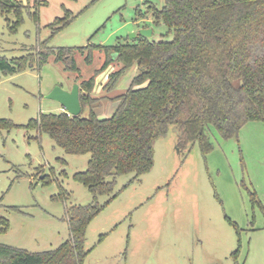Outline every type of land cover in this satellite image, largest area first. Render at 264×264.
I'll use <instances>...</instances> for the list:
<instances>
[{
    "label": "rangeland",
    "instance_id": "rangeland-1",
    "mask_svg": "<svg viewBox=\"0 0 264 264\" xmlns=\"http://www.w3.org/2000/svg\"><path fill=\"white\" fill-rule=\"evenodd\" d=\"M15 1L25 7L22 22L13 32L0 13V57L38 53L42 43L56 51L72 49L78 67L66 69L53 54L39 67L14 74L0 71V120L20 125L0 123V216L10 221L0 242L43 251L70 237L60 185L69 194L68 204L93 200L88 188L73 179L86 170L91 154L68 153L46 133L23 125L41 113L64 111L46 97L55 86L71 90L96 75L92 94L101 118L115 110L118 101L113 97L135 86L136 64L109 90L105 85L110 74L123 64L113 62L102 70L107 58L103 50H94L88 63L90 49L79 48L137 40L141 28L152 29L147 37L151 41L174 35L155 21L149 7L161 9L165 0ZM8 17L11 23L15 20L14 14ZM88 113L86 109L83 115ZM209 135L210 150L203 152L195 142L188 151L178 146L179 131L170 126L154 142L151 171L117 178L116 198L88 226L86 246L92 250L84 264H264V122H248L231 138L214 127ZM109 198L101 195L98 201L104 204Z\"/></svg>",
    "mask_w": 264,
    "mask_h": 264
},
{
    "label": "trees",
    "instance_id": "trees-1",
    "mask_svg": "<svg viewBox=\"0 0 264 264\" xmlns=\"http://www.w3.org/2000/svg\"><path fill=\"white\" fill-rule=\"evenodd\" d=\"M149 7L155 21L172 31L171 40L151 41L141 36L114 46L79 48L81 52L90 49L88 63L94 50H103L107 58L102 70L113 62L123 64L110 74L105 85L109 90L126 68L138 66L135 86L112 98L118 104L110 116L101 118L95 111L94 75L80 84V115L41 113L23 125L46 133L68 153L91 154L86 170L76 172L73 179L88 188L93 200L85 205L68 204L69 194L60 185L58 197L66 203L70 237L57 248L43 251L0 242V264H84L92 250L86 246L88 226L116 198L117 178L151 171L154 142L170 126L179 131L180 148L189 151L199 142L206 152L212 147L211 127L231 138L248 122H264V0H165L161 9ZM24 8L15 0H0V13L7 16L13 32L22 22ZM9 14L15 16L12 23ZM40 46L38 53L0 57V71L14 74L35 64L39 67L53 54L56 61H64L66 69L78 70L72 49ZM86 109L89 113L83 115ZM7 121L20 126L11 120L0 123ZM47 176L43 180L49 181ZM101 195L110 198L100 204ZM12 208L22 211L18 206ZM9 229V219L0 216V233ZM238 253L239 249L234 257Z\"/></svg>",
    "mask_w": 264,
    "mask_h": 264
},
{
    "label": "water",
    "instance_id": "water-1",
    "mask_svg": "<svg viewBox=\"0 0 264 264\" xmlns=\"http://www.w3.org/2000/svg\"><path fill=\"white\" fill-rule=\"evenodd\" d=\"M136 32L132 36H136ZM140 36L148 37L152 34V29L141 28L138 33ZM49 99L58 101L68 114L78 116L82 113L80 100V86L75 84L71 90H65L61 86H55L46 96Z\"/></svg>",
    "mask_w": 264,
    "mask_h": 264
},
{
    "label": "crops",
    "instance_id": "crops-1",
    "mask_svg": "<svg viewBox=\"0 0 264 264\" xmlns=\"http://www.w3.org/2000/svg\"><path fill=\"white\" fill-rule=\"evenodd\" d=\"M80 86V85H79ZM93 95V94H92ZM94 96V95H93ZM94 97H97V96H94ZM114 111V110H113ZM113 111L111 112V114L113 113ZM62 244V243H61Z\"/></svg>",
    "mask_w": 264,
    "mask_h": 264
}]
</instances>
